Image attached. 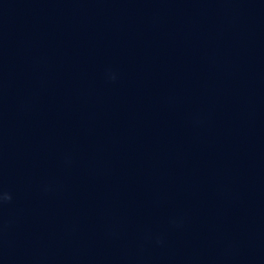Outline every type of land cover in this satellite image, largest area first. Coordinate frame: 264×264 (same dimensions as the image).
<instances>
[{"label": "water", "instance_id": "obj_1", "mask_svg": "<svg viewBox=\"0 0 264 264\" xmlns=\"http://www.w3.org/2000/svg\"><path fill=\"white\" fill-rule=\"evenodd\" d=\"M0 264H264V0H0Z\"/></svg>", "mask_w": 264, "mask_h": 264}, {"label": "clouds", "instance_id": "obj_2", "mask_svg": "<svg viewBox=\"0 0 264 264\" xmlns=\"http://www.w3.org/2000/svg\"><path fill=\"white\" fill-rule=\"evenodd\" d=\"M4 199H6V200H7V199H10V197H9V196H7V195H5Z\"/></svg>", "mask_w": 264, "mask_h": 264}]
</instances>
